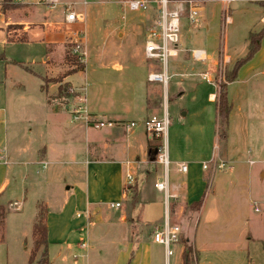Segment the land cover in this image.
Segmentation results:
<instances>
[{
  "label": "rangeland",
  "instance_id": "1",
  "mask_svg": "<svg viewBox=\"0 0 264 264\" xmlns=\"http://www.w3.org/2000/svg\"><path fill=\"white\" fill-rule=\"evenodd\" d=\"M126 1L59 0V5L52 8L46 1L13 0L4 9V2L0 0V55L4 57V61H0V106L6 107L8 112L9 134L8 145L4 143V146L10 149L23 148L29 157L41 148L40 143L43 142L38 136L37 122H33L37 113L35 109L39 105L44 106L48 88H55L51 93L55 95L58 88L66 84L64 77L74 69L68 62V54L84 64L79 71L84 73L69 79L80 88L66 84L73 96L63 105H68V115L58 121L63 130L71 123V130L76 135L69 131L65 135L76 145L77 150L72 156L60 158L62 164L49 166L46 170L41 169L40 163L30 166L29 181L24 186L26 198L22 212L12 211L13 208L8 206L0 207V236L3 240L0 243V264H8L7 258L11 259L9 264H22V251L27 247L32 252L31 226L37 221L38 212L46 209L44 203L36 206L35 199L44 201L46 197L58 205L61 189L70 186L71 182L80 190L85 188L87 138L97 132L110 130L89 128L90 135H86L83 130L75 129L76 124L83 123L74 122L71 111L77 104H83L81 99H86V106L89 107V91L90 97L95 100L102 93L129 98L128 104L132 111L127 120L134 119L136 123L133 130L142 131L143 134V115L140 111L145 102L141 91L148 77L144 45L156 10L150 4L146 10L130 12L124 7ZM179 1L186 0H171ZM193 1H197L200 6L199 19L196 26L191 25L186 18L182 20L178 49L186 52L203 48L212 55L213 60L200 67L201 63L183 54L170 59V79L166 90L161 85L153 84L156 88L150 90L151 100L148 102L150 106L160 109L154 116L162 117L167 111L170 120L167 139L169 142L174 139V146L180 155L188 150L204 152L210 144L211 119L214 121L216 118L214 140L210 144L216 162L214 165L207 163V189L199 200L197 212L190 215L189 220L177 222L181 225V233L173 248L178 252L171 257L169 264H181L179 250L186 247L185 242L189 249L188 264H264V37L257 53L238 69L236 78L226 85L230 114L224 139H220L222 128L217 117V105L208 102L209 94H216L217 97L219 87L227 83L225 72L248 53L249 34L258 33L264 28V0H230L226 7L231 21L226 25L223 21V0ZM75 2L74 9L83 14L84 22L64 25L60 31L64 33L65 39L55 45H46V49L36 35L31 34L32 40L25 42L27 31L25 33L24 30H56L52 25L64 22L62 3ZM40 16L42 20L38 19ZM195 31L201 35L193 43ZM7 36L10 38L8 41ZM46 52L50 54L48 68L39 64L46 58ZM15 63H21L39 77L29 74ZM114 65L122 66V71H114ZM220 71L221 85L218 84ZM204 73L210 74L214 85L203 79ZM59 81L62 83L59 84ZM116 102L119 103L118 99ZM22 104L27 107V112L25 118L17 122V113L23 117L20 112ZM60 136L64 137L62 133ZM159 173H164L162 166L159 167ZM98 190H105L104 182L99 184ZM136 202L140 203V200ZM104 208L109 218L118 216V211L111 204ZM129 219L130 223L134 217L129 216ZM132 226L130 228L135 229ZM57 227V224L51 225L50 238ZM135 230H131L135 238L148 232L141 228ZM109 234L113 239L119 237L115 231ZM81 236L84 241L87 240L85 231ZM120 244L116 242L112 246L107 241L102 242L98 249L103 261L109 260L111 250H119ZM49 248V263H60L56 258L55 247L50 244ZM181 257L185 264L184 255L181 254ZM75 261L76 264L88 262L84 257H77Z\"/></svg>",
  "mask_w": 264,
  "mask_h": 264
},
{
  "label": "crops",
  "instance_id": "2",
  "mask_svg": "<svg viewBox=\"0 0 264 264\" xmlns=\"http://www.w3.org/2000/svg\"><path fill=\"white\" fill-rule=\"evenodd\" d=\"M38 19L42 20V17L40 16ZM42 24L44 26L47 25L46 23ZM64 25L71 24L59 21L52 25L53 27L55 26L54 28L56 30H53V28L52 30L42 28L36 32L33 29L24 30L25 33L27 31V39L25 42L32 40V34L40 38V42L44 44L45 49L46 45L58 44L61 39H65L64 33L60 31ZM118 35H121V33ZM200 35L201 33L199 31L194 32L192 35L193 43ZM195 49L204 50L203 48ZM191 51H186L187 54H185L186 52L179 50L178 56L183 54L184 57L186 55L189 59L191 58ZM205 53L211 58L209 61L212 62V55H209L206 51ZM49 62L50 54L46 52V58L39 64L45 65L48 68ZM205 63H201L200 67H203ZM112 69L119 72L123 68L120 65H114ZM146 70L148 76L150 73L158 72L160 69L158 64L148 61ZM82 73L84 72L67 75L63 81L66 84L70 83L73 88L78 89L80 87L73 85L69 79L73 76H79ZM0 84H2V80ZM153 84L156 83H149L146 78L144 86L142 87L141 94L145 103L140 113L143 115V123L147 118L155 115V112L160 110L159 108L156 109L154 106H150L148 102L151 100L149 95L150 90L156 88ZM58 86L59 84L56 88ZM53 89L55 88L50 87L46 90L48 97L46 99L45 95L44 106L39 105L35 109L37 113L35 114L36 117H34L33 122H37L38 136L42 139L43 143H40L41 148L32 157L26 155L23 148L19 149L16 147L10 149L7 146L9 141L8 112L5 109L6 107L0 106V207L8 206L11 209L13 208L12 211L22 212L24 209L23 201L26 198L24 186L29 181L30 166L47 163L46 169H48L49 166L62 164L60 161L62 159L60 158L72 156L71 154L77 150L76 145L65 135L67 131L74 136L76 135L71 130V123L64 130L58 124L59 119L68 115V105L63 106L54 99L57 94H51ZM49 97L50 99L53 98V101H50L48 99ZM88 99L90 113L99 114L113 121L115 127L103 132H97L98 134H93L87 138L88 151L85 153V158L88 161L85 164L88 163V167L85 188L83 190H80L69 180L68 183L70 184L71 182L73 185L70 184V186L61 189L59 194L61 201H59L58 205L53 204L51 199L46 197H44V201L35 199L36 206L38 203H44L46 208L48 257L49 247L52 244V247L56 249V258L60 261L58 264H76L75 259L77 257L87 259L88 262L86 264H169L170 261L167 263L165 260L164 248H159L161 245L153 241L154 232L163 225L165 205L163 193L157 191L154 187L155 183L163 180V174L159 173L160 166L155 163L154 152L156 150L153 147L150 148L151 143L149 141L151 139L146 135L144 128L142 134V131H134L133 129L135 127L130 129L126 127L130 123H136L134 119L127 120L129 113L132 111L128 104L129 98L122 96L115 97L114 93L113 95L102 93L95 100L90 97L89 91ZM117 99L119 103L116 102ZM208 102L216 105V94H209ZM20 107L22 110L19 111L23 114V117L21 118L19 113H17V122L22 121L27 112L25 105L22 104ZM185 115H187V112ZM215 119L214 121L213 118L211 119L210 144L214 140L213 126L215 127ZM76 125L75 129H81L86 135L88 133L90 135L89 128L81 124ZM60 133L64 137L60 136ZM43 135L47 136V138ZM4 143H7V147L3 145ZM210 144L206 146L204 152H191L188 150L187 152H181L183 154L180 155V151L174 146V139L171 142L167 139L169 161L172 166V169L170 166L168 169V193L171 196L169 200L168 218L173 224L183 222L187 208L191 204L199 202L202 194L207 189L206 178L208 173L206 170H203V164L212 163L214 165L216 162V159L211 154L210 149L212 145ZM127 162H132L133 164L126 166ZM180 164L187 166L186 174L178 172V166ZM128 172L133 174L134 181L132 189L126 197L123 195L122 190ZM102 182L105 183V190L100 192L98 188ZM37 187L39 188V185ZM129 196L130 200L128 201ZM138 199L140 203L136 202ZM116 203L120 204L116 208L118 216L109 218L104 207L108 204L114 205ZM78 214H80L79 217ZM129 216L134 217V220L130 221V223L128 222L131 220ZM34 218L35 214L32 216L33 222ZM54 224H57L58 227L54 231L53 237L50 238V228ZM131 224L137 230L139 228L144 231L147 229L148 232L135 238L132 236L131 230H136L130 228ZM33 226L34 223H32L31 227ZM84 231L87 239L85 241L81 236ZM111 231L117 232V236L120 238H111L109 234ZM2 241V237L0 236V243ZM105 241L112 246L116 242L121 243L119 250L117 248L111 250L109 260L107 261H103V255L98 249V246ZM81 245L84 246L82 247ZM183 250L182 247L179 250L178 259H180L181 264H184L181 257ZM174 251L176 255L178 251L176 249ZM30 252L31 248L27 247L25 251H22L20 258L22 264H29ZM7 261L8 264L11 263L10 258H7Z\"/></svg>",
  "mask_w": 264,
  "mask_h": 264
},
{
  "label": "built area",
  "instance_id": "3",
  "mask_svg": "<svg viewBox=\"0 0 264 264\" xmlns=\"http://www.w3.org/2000/svg\"><path fill=\"white\" fill-rule=\"evenodd\" d=\"M26 1V0H23ZM46 1L52 8L59 5V0H37V3ZM224 8L223 21L229 24L231 19L228 16V6L230 0L222 1ZM62 10L64 14V22L67 24H83V14L76 12L74 7L77 3H62ZM61 4V5H62ZM124 7L130 12H140L146 10L150 4H153L156 10V17L153 21L148 33L146 34V41L144 45L145 58L149 62L158 64L159 71L150 73L147 77L149 83H156L166 90L170 76L168 75L169 60L178 57L179 55V43L182 20L187 19L191 25L196 26L199 15L200 6L197 1L186 0L179 2H171V0H127L124 2ZM178 4V5H177ZM186 13V14H185ZM192 60L200 63H205L211 60L204 50L194 49L190 52ZM218 84L221 82V71L219 74ZM203 79L209 84L214 85L210 79V74L204 73ZM72 93V92H71ZM83 104H77L71 111V116L74 122L81 121L83 125L95 130L111 129L115 126L114 122L104 118L101 115H92L86 106V99H81ZM144 131L151 140H159L160 145L156 148L155 163L162 166L163 180L154 184L157 191L164 195L165 205V219L160 229H157L153 234V241L161 245L165 251V260L169 263L172 256H174V245L178 242L179 235L181 233L180 224H173L168 218L169 200L171 196L168 193V169L170 166L167 134L170 126L169 116L167 111H164L162 117L150 116L144 123ZM135 127V123H131L127 128ZM132 162H127L126 166H131ZM47 163H40L41 169L47 168ZM222 167V165H220ZM207 164H203V170H207ZM187 166L180 164L178 166V172L182 174L187 173ZM133 174L128 172L126 174L125 184L123 186V195H127L130 192L133 184ZM119 203L111 205V207L118 208ZM80 214H78V217ZM82 247L84 245H81Z\"/></svg>",
  "mask_w": 264,
  "mask_h": 264
},
{
  "label": "trees",
  "instance_id": "4",
  "mask_svg": "<svg viewBox=\"0 0 264 264\" xmlns=\"http://www.w3.org/2000/svg\"><path fill=\"white\" fill-rule=\"evenodd\" d=\"M13 0H3V8L7 9L9 7V5L12 3ZM264 37V28L258 32V33H250L248 36V53L246 54V56L242 59H240L231 70L225 72V77L227 79V83L226 84H220L221 86L219 87V91H218V96L216 97V105H217V117L220 121V125H221V135H220V139H224L226 137L225 134V130L226 127L228 125V118H229V114H230V107L228 105L227 99H226V94H225V89H226V85L230 82H232L235 78H236V74L238 69L244 65L245 63L249 62L252 57L255 55V53H257V51L260 48V43L261 40ZM10 38L8 37V40ZM12 42V41H11ZM69 59L68 62H70L73 66L74 69H72L70 72L67 73V75H71L74 73H77L79 71H81L84 67V64L79 63L78 59L74 56H70V54H68ZM73 58V59H72ZM4 60V57L2 55H0V61ZM17 66L21 67L22 69H24L26 72L38 77L35 73H33L31 70L25 68L21 63H15ZM59 84L62 83V81L58 82ZM69 89L67 88V85H61L58 88V93L56 95V97L54 98L55 100H57L60 104L64 105L66 104L67 100L73 96L71 95V93L68 91ZM150 144V148L153 147V149L156 150V148L160 145V141L159 140H150L149 141ZM200 206V201L194 204H191L187 210L186 213L183 217V219H190L191 216L193 215L195 212H197L198 208ZM182 235V234H181ZM32 239H33V249L32 252L30 254L29 257V264H34V260L36 258V256L39 253V258L35 261V264H50L49 263V259H48V229L46 226V209L44 210H40L38 212L37 215V221L35 222L34 226H33V231H32ZM185 241V240H184ZM186 243V247L183 250V255H184V262L185 264H188V256H189V249L187 247V242Z\"/></svg>",
  "mask_w": 264,
  "mask_h": 264
},
{
  "label": "water",
  "instance_id": "5",
  "mask_svg": "<svg viewBox=\"0 0 264 264\" xmlns=\"http://www.w3.org/2000/svg\"><path fill=\"white\" fill-rule=\"evenodd\" d=\"M154 154H156V151L154 152Z\"/></svg>",
  "mask_w": 264,
  "mask_h": 264
}]
</instances>
